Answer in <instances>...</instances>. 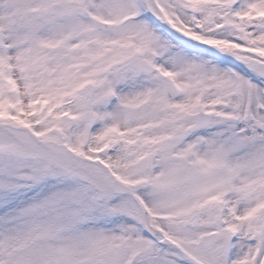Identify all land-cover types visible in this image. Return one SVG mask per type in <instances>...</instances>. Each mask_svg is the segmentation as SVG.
I'll return each instance as SVG.
<instances>
[{"label":"snow or ice","instance_id":"6c2138e0","mask_svg":"<svg viewBox=\"0 0 264 264\" xmlns=\"http://www.w3.org/2000/svg\"><path fill=\"white\" fill-rule=\"evenodd\" d=\"M0 264H264V0H0Z\"/></svg>","mask_w":264,"mask_h":264}]
</instances>
